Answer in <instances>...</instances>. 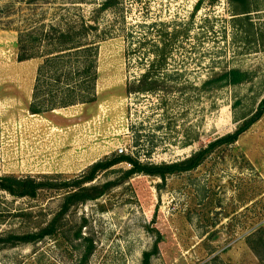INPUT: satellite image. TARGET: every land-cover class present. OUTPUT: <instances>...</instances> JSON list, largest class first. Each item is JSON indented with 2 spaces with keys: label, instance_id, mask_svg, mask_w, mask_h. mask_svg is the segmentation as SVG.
<instances>
[{
  "label": "rangeland",
  "instance_id": "rangeland-1",
  "mask_svg": "<svg viewBox=\"0 0 264 264\" xmlns=\"http://www.w3.org/2000/svg\"><path fill=\"white\" fill-rule=\"evenodd\" d=\"M106 1L0 0V177L74 181L115 154L177 163L257 114L264 0H249L255 11L237 19L228 0H118L101 10ZM81 19L106 34L97 101L32 114L42 59L19 60L20 34ZM230 71L234 81L218 79ZM145 73L159 89L131 93ZM130 167L120 163L93 183L121 179ZM70 189L35 198L0 190V264H143L156 245L151 264H264V114L192 170L135 174L72 207L55 235L10 240L45 227Z\"/></svg>",
  "mask_w": 264,
  "mask_h": 264
},
{
  "label": "trees",
  "instance_id": "trees-1",
  "mask_svg": "<svg viewBox=\"0 0 264 264\" xmlns=\"http://www.w3.org/2000/svg\"><path fill=\"white\" fill-rule=\"evenodd\" d=\"M233 6V15L237 18H250L255 11L249 0H228ZM118 0H107L101 10L115 6ZM94 34L95 38H90ZM97 25L88 23L84 19L76 22H66L59 25H42L38 28L27 29L19 37V60L42 59L37 70L33 99L29 106L32 114L68 108L79 104H90L98 99L97 84L99 79L98 60L100 42L104 40L105 33L101 34ZM151 73V72H149ZM236 71H230L222 75L220 80H235ZM145 73L137 87L130 92H155L159 88L157 80ZM214 80L207 82L211 83ZM264 114V99L261 101L257 114L245 123L235 133H229L220 137L191 157L177 163L151 164L143 163L137 157L120 154L113 155L104 160L92 164L87 171L79 175L74 181L58 182L55 178H37L33 176L7 175L0 177V190L6 191L16 197L35 198L42 190L54 188H71L65 195L60 212L39 232L14 236L10 240L21 242H33L47 236L55 235L62 227V221L70 209L74 206L94 201L106 195L123 180L129 179L135 174L158 176L165 179L169 174L189 171L198 167L215 147L223 144L236 143L242 131ZM128 163L131 167L124 172V177L107 181L103 184L93 183L98 175L120 163ZM260 229V231H262ZM78 239L82 236L81 230L77 233ZM0 242H3L0 240ZM262 243V242H261ZM252 248L257 251L252 245ZM92 245L88 246L83 262L92 253ZM156 245L152 252H145L143 264H151V257L156 253Z\"/></svg>",
  "mask_w": 264,
  "mask_h": 264
},
{
  "label": "built area",
  "instance_id": "built-area-1",
  "mask_svg": "<svg viewBox=\"0 0 264 264\" xmlns=\"http://www.w3.org/2000/svg\"><path fill=\"white\" fill-rule=\"evenodd\" d=\"M120 152L122 153L123 152V149H120Z\"/></svg>",
  "mask_w": 264,
  "mask_h": 264
}]
</instances>
